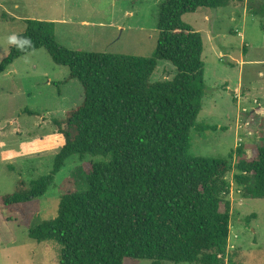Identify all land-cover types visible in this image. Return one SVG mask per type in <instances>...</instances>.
<instances>
[{"label":"trees","instance_id":"1","mask_svg":"<svg viewBox=\"0 0 264 264\" xmlns=\"http://www.w3.org/2000/svg\"><path fill=\"white\" fill-rule=\"evenodd\" d=\"M233 1H162L151 57L72 50L57 40L56 22L25 19L17 37L31 45H12L0 73L45 48L69 68L65 82H81L84 100L53 119L64 144L52 171L30 183L19 180L13 193L0 197V210L27 211L70 157L104 158L85 170L86 188L62 195L54 220L29 226L30 238L62 246L59 264H124L126 258L222 264L231 226L230 201L223 197L232 186L227 175L234 170L243 197L264 198V141L251 155L243 147L227 158L190 154L192 129H204L197 120L208 86L203 35L182 18ZM162 59L177 74L152 81Z\"/></svg>","mask_w":264,"mask_h":264},{"label":"rangeland","instance_id":"2","mask_svg":"<svg viewBox=\"0 0 264 264\" xmlns=\"http://www.w3.org/2000/svg\"><path fill=\"white\" fill-rule=\"evenodd\" d=\"M162 1L0 0V63L12 46L8 37L26 30L25 19L56 22L57 40L72 50L151 57L159 40ZM182 19L203 35L208 86L197 120L204 129H192L190 154L227 158L243 147V154L251 155L264 141V115L247 109V102L235 94L250 89L249 95L261 101L252 99L250 106L258 103L264 108V0L203 7ZM177 71L170 61L159 60L152 81L171 80ZM69 75V68L56 64L45 48L17 59L0 73V197L13 193L19 180L30 183L52 171L64 144L53 119L64 117L84 100L78 79L65 82ZM103 159L74 155L27 211L0 210V264H59L62 246L30 238L29 226L54 220L62 195L86 188L85 170L91 161ZM233 159L236 162L235 155ZM233 174L234 170L227 175L232 186L223 196L230 201L231 226L222 264H264V198L243 197ZM124 261L152 264L148 259Z\"/></svg>","mask_w":264,"mask_h":264},{"label":"crops","instance_id":"3","mask_svg":"<svg viewBox=\"0 0 264 264\" xmlns=\"http://www.w3.org/2000/svg\"><path fill=\"white\" fill-rule=\"evenodd\" d=\"M128 15H129V16H132L133 13H132L131 11H128ZM62 22L65 24L66 20H62ZM263 48H264V47H263ZM261 76L264 77V73H262ZM242 85H243V84H242ZM242 85H241L240 87L237 88V93H240V89L242 88ZM228 86H229V85H228ZM249 90H250V89H248L247 91L244 90V92H243L241 95H236V94H235V96L239 97L240 100H241V102H244V103L247 102L246 108L252 110L253 112H255L256 115H257V114L264 115V108H263V107L258 108V103H257V104H254L255 107H252V105L250 106V100H251V102H252V99H253V101L256 99L257 102H259V103H260L261 101H260L259 97H255V96H252V97H251V95H249ZM230 92H233V90H231ZM262 92H264V91H261V93H262ZM250 97H251V98H250ZM263 97H264V95H263ZM261 99H262V98H261ZM263 101H264V99H263ZM244 103H243V105H245Z\"/></svg>","mask_w":264,"mask_h":264},{"label":"clouds","instance_id":"4","mask_svg":"<svg viewBox=\"0 0 264 264\" xmlns=\"http://www.w3.org/2000/svg\"><path fill=\"white\" fill-rule=\"evenodd\" d=\"M8 42L12 45H16L19 49H24L25 46L31 45V41L28 38H18L15 34L8 37Z\"/></svg>","mask_w":264,"mask_h":264}]
</instances>
